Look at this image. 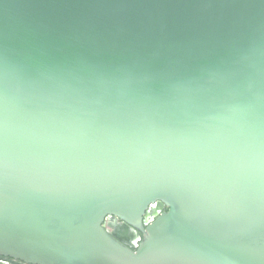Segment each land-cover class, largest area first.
<instances>
[{
    "label": "water",
    "instance_id": "1",
    "mask_svg": "<svg viewBox=\"0 0 264 264\" xmlns=\"http://www.w3.org/2000/svg\"><path fill=\"white\" fill-rule=\"evenodd\" d=\"M0 256L264 264V0H0Z\"/></svg>",
    "mask_w": 264,
    "mask_h": 264
},
{
    "label": "flooded vegetation",
    "instance_id": "2",
    "mask_svg": "<svg viewBox=\"0 0 264 264\" xmlns=\"http://www.w3.org/2000/svg\"><path fill=\"white\" fill-rule=\"evenodd\" d=\"M156 219V217H154V215H150L148 218H146V220L151 223L153 222L154 220ZM122 221L119 220L117 223H121ZM145 226L147 227V224H145ZM107 228L110 230V231H113L112 228H110L109 226H107ZM136 236H139V240L137 241V243H140L144 237L143 233L141 232H138L136 234ZM0 264H31V263H26V262H23L21 260H18V259H14L10 256H0Z\"/></svg>",
    "mask_w": 264,
    "mask_h": 264
}]
</instances>
